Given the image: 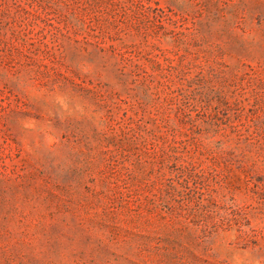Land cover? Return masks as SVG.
Masks as SVG:
<instances>
[{
	"label": "rangeland",
	"instance_id": "374dc122",
	"mask_svg": "<svg viewBox=\"0 0 264 264\" xmlns=\"http://www.w3.org/2000/svg\"><path fill=\"white\" fill-rule=\"evenodd\" d=\"M0 264H264V0H0Z\"/></svg>",
	"mask_w": 264,
	"mask_h": 264
}]
</instances>
